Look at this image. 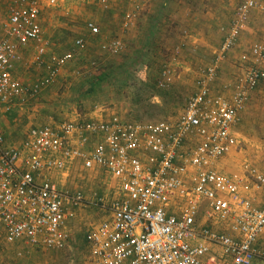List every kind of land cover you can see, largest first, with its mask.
Masks as SVG:
<instances>
[{"label": "built area", "instance_id": "obj_1", "mask_svg": "<svg viewBox=\"0 0 264 264\" xmlns=\"http://www.w3.org/2000/svg\"><path fill=\"white\" fill-rule=\"evenodd\" d=\"M6 1L7 18L0 37V119L26 105L56 84L61 69L74 59L85 38L70 50L49 54L50 40L39 23L41 4L58 0ZM111 0H98L102 9ZM123 30L137 23L142 3L124 0ZM264 0H239L233 19L212 63L203 71L183 113L173 121L130 122L117 116L60 120L32 127L19 144L0 134V232L9 244L31 249L60 250L69 241L68 222L81 206H94L103 218L86 232L92 264H251L264 261V202L256 207L240 192L243 177L212 169L220 157L238 145L234 134L251 91L264 80V43L250 48L242 76L226 97L212 92L217 68L232 49L250 13ZM92 36L100 26L87 21ZM119 38L101 42L99 49L116 56L124 50ZM31 49L25 68L44 73L29 84L13 75ZM246 56H242L245 60ZM93 64V63H92ZM174 71H159V87H167ZM230 88V89H231ZM197 143L185 148L190 138ZM102 174L111 186L92 199L70 188L71 168ZM194 173L189 175L190 170ZM56 171V181L51 174ZM245 175L264 187V174L246 166ZM200 213L205 223L199 221ZM214 226H220L217 229ZM219 249L220 254L214 253Z\"/></svg>", "mask_w": 264, "mask_h": 264}, {"label": "crops", "instance_id": "obj_2", "mask_svg": "<svg viewBox=\"0 0 264 264\" xmlns=\"http://www.w3.org/2000/svg\"><path fill=\"white\" fill-rule=\"evenodd\" d=\"M238 1L239 0H140L142 3L140 17L135 26L130 30H123L122 28L123 13L129 8V5L124 0H111L107 9H102L98 0H95V6H97L104 15L102 14L103 17L93 18L87 15L86 8L89 4L93 3L92 0H68L67 6L69 7H66V10H68V12L71 10V12L67 13V11H60L62 17H58V12H56L55 17V11L49 8L65 7V0H58L55 6H50L44 1L41 4L39 23L46 37L49 40L51 39L50 48L46 52L47 55L62 54L63 51L66 52L72 48L73 43L70 49L64 50L66 35L63 30L70 28V25H72L71 23L77 19V16L80 20L81 15H86V17L84 18L83 31L78 37H84L85 42L86 40L90 41L92 39L98 40V50L101 42H107L113 38L121 39L124 44L126 35L134 38L137 43L144 38V43L148 42L149 49H144L142 51L145 53L144 60L139 64L146 71V76L142 78V80H147L149 69L157 58L159 60L158 65H162L160 70L167 66L174 71L170 85L176 83L181 88L189 82L194 91L197 81L203 77V71L212 63L210 60H213L214 54L230 26ZM64 15L66 17H64ZM82 20L83 19H81V21ZM87 21H93L100 26V34L98 36H92L88 33L85 27ZM46 23H48L47 26ZM68 23L70 24L67 26ZM50 27H52L51 30H49ZM96 40L94 42H96ZM89 41L86 42V46ZM150 41L155 42V50L150 49ZM255 43H264V7L260 10H253L250 13V17L244 28L241 29L235 46L227 52L225 59L219 62L217 80L211 83L213 93L221 94L226 97L231 94L232 88L230 85L242 76L244 68L250 60V48ZM216 44L217 48H214ZM81 49H78L76 53ZM26 50L28 49L21 51L22 58ZM31 54L32 53H30V55ZM242 56H246V59L242 60ZM69 63L60 71L56 84L57 88L62 85V81H64L67 76L69 77L67 72ZM19 65L22 66L18 68ZM125 68L127 67L125 66ZM43 73V69L37 66L31 69L25 68L22 60L15 65L13 71V75L24 84L33 82L35 79L42 76ZM67 84L71 85L69 83ZM263 87L264 80L259 83L256 89L250 92L245 109L240 113L237 124L234 126V134L238 139L236 149L230 154L218 158L211 166L214 171L224 175H238L243 178L245 177V180L247 177L246 181H242L243 184L240 186V192L246 198L251 199L253 205L256 207H259L264 202V187L259 186L251 178L246 176L245 170L247 166V169L252 168L264 174V138L263 140H261L262 138H258L256 133L250 130L249 126L245 129L244 137L241 136V131L244 128L243 125L246 123V120L249 121L253 119L254 115L258 116L256 110L259 109H262L259 124L264 128ZM48 91H50V88L42 90L36 99L38 97L40 98L41 95H44ZM55 95L56 98H59L58 91L49 99L50 102L55 99ZM51 105L53 104H37L35 106L38 108H47V106ZM14 108L19 109V107ZM49 108L50 109H46V112L51 113L52 108ZM13 109H11V112ZM59 109H61V107H59ZM29 110L33 112L31 116H40L44 111V109H39L41 112L35 114L33 111L34 108H29ZM81 115L89 118L102 117L96 114L94 110L84 111ZM81 115L79 114L77 116L79 117ZM71 120L79 119L72 117ZM251 127L253 128L252 125ZM0 134L4 137L5 141L10 139V132H7L6 129L3 130L0 127ZM197 141L196 137L190 138L185 148L193 147ZM7 143L9 144L10 142ZM243 152L249 155V158L255 157L252 164L245 160L239 165L238 157H241ZM76 168L78 167L71 168L70 177L72 176V178H75L78 176L82 178V174L84 176L92 175L91 173L84 172L81 168L79 170H76ZM259 169H261V171ZM76 171H79L80 174ZM193 173L194 170L191 169L189 175ZM51 176L55 181L56 176L60 179L62 178L56 174V171H53ZM62 181L66 186L72 184L69 183L68 179ZM111 182L107 188L111 186ZM258 244V246H264V235L259 239ZM16 245H21L27 250H35L21 243H7L3 233L0 232V264H8L9 257H7V251H10L12 246ZM214 253L219 255V249L215 248Z\"/></svg>", "mask_w": 264, "mask_h": 264}, {"label": "rangeland", "instance_id": "obj_3", "mask_svg": "<svg viewBox=\"0 0 264 264\" xmlns=\"http://www.w3.org/2000/svg\"><path fill=\"white\" fill-rule=\"evenodd\" d=\"M67 1L65 0V7L49 8L55 11V17L56 12L59 13L58 17H62L60 11L71 12V10L69 12L66 10V7H69L67 6ZM92 1L93 3L86 7L87 15L92 18L103 17L102 11L95 6V0ZM7 4L8 2L6 1H0V37L3 33H1L2 25L7 18ZM64 17L66 16L64 15ZM85 17L86 15H81L79 20L77 16V19L71 23V27L63 30L66 35L65 51L70 49L74 39L81 35ZM81 19L83 20L81 21ZM47 25L48 23H46ZM51 29L52 27L49 30ZM95 40H86V42L89 41L87 46L85 42V46L76 53L74 59L68 64L67 72L69 77L67 76L62 81V85L59 88H57L56 82L54 86L49 87L50 91L41 95L40 98L38 97L26 105L20 106L19 109L14 108L12 112L6 114L0 120V127L10 132V139L6 140V142L17 144L24 139L26 132L32 127L51 124L60 120H71L72 117L76 119L85 118L81 113L87 110H94L96 114L103 118L114 115L130 122L173 121L183 113L188 97L194 92L191 83L188 82L187 85L181 88L176 83L169 84L164 88L159 87L157 78L162 65H158L159 60L157 58L149 69L147 80H142L146 76V71L139 64L144 60L145 53L142 51L149 49L148 42L144 43V38L142 41L138 40L139 42L137 43L134 38L126 35L125 48L121 54L116 56L104 54L103 51L98 50L99 41L96 40L94 42ZM154 44L155 42L150 41V49L155 50ZM214 46V48H217V44ZM24 52L22 61L31 60V56H33L32 50L28 49ZM30 53L32 54L30 55ZM21 66L19 65L18 68ZM101 75L107 76V83H103V85L94 83V85L93 82H96V79ZM26 84H29V82ZM89 86L90 89L93 87V93L87 94L86 91ZM56 91H58L59 98H56L55 95V99L50 102L49 99L52 98ZM37 104L53 105L47 106V108H38L35 106ZM49 107L52 108V111L50 110L51 113L46 112V109H50ZM29 108H34L35 114L41 112L39 109H44V111L40 116H31L33 112ZM256 112L258 116L254 115L253 119H250L251 121L246 120L247 124L243 125L241 136L244 137L245 129L249 126L250 130L254 131L258 138L263 140L264 128L259 124L262 109L256 110ZM76 114L81 116L78 117ZM238 158L239 165L245 160L252 164L255 159V157L249 158V155L244 152ZM259 170L261 171V169ZM76 172L80 174L79 171ZM81 176L82 178L78 176H76L77 178L69 177L68 181L72 184L68 185V187L77 186L75 188H80L88 199H92L94 193H101V191L107 189L111 182V179L102 174V171L96 175L84 176L82 174ZM103 216V212L94 206L79 207L75 210L74 218L68 222L69 241L64 248L48 251L39 249L27 250L21 245L12 246V249L7 251L8 264H92L90 249L86 241V232L97 224ZM199 221L201 223L206 222L205 217L201 213ZM218 227L214 226L213 228L217 229ZM251 264H264V261L255 259Z\"/></svg>", "mask_w": 264, "mask_h": 264}, {"label": "trees", "instance_id": "obj_4", "mask_svg": "<svg viewBox=\"0 0 264 264\" xmlns=\"http://www.w3.org/2000/svg\"><path fill=\"white\" fill-rule=\"evenodd\" d=\"M107 75H108V74H107ZM106 77H107V76H105V75H101V76H99V77L96 79V82L94 81L93 84L95 83V84L103 85V83H107V82H106ZM95 84H94V85H95ZM86 93H87V94L93 93V87H91V89H90V86H89V88L87 89Z\"/></svg>", "mask_w": 264, "mask_h": 264}]
</instances>
